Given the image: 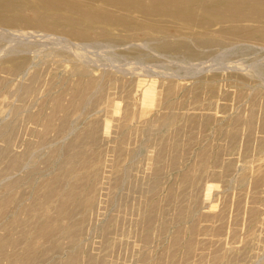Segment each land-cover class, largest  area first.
<instances>
[{
	"label": "rangeland",
	"instance_id": "obj_1",
	"mask_svg": "<svg viewBox=\"0 0 264 264\" xmlns=\"http://www.w3.org/2000/svg\"><path fill=\"white\" fill-rule=\"evenodd\" d=\"M173 1L0 0V264H264V0Z\"/></svg>",
	"mask_w": 264,
	"mask_h": 264
},
{
	"label": "bare ground",
	"instance_id": "obj_2",
	"mask_svg": "<svg viewBox=\"0 0 264 264\" xmlns=\"http://www.w3.org/2000/svg\"><path fill=\"white\" fill-rule=\"evenodd\" d=\"M166 1V0H165ZM171 2H172V0H170ZM175 1H177V0H175ZM175 1H173V2H175ZM211 1H212V3H215V4H217V3H219V2H221V0H207V3H209L210 2V4H211ZM229 1V0H228ZM183 2V1H182ZM188 2V1H187ZM252 2V1H251ZM184 3V2H183ZM205 1L204 2H200L199 3V7L200 8H205V9H207L208 10V4H207ZM180 4H182V3H180ZM125 5V4H124ZM181 6V5H180ZM199 7H198V9H199ZM171 9V8H170ZM218 9V8H217ZM210 10V9H209ZM208 10V11H209ZM212 10H214L215 11V8H212ZM125 12V11H124ZM216 12V11H215ZM216 13H218V12H216ZM228 13V12H227ZM227 13L225 14L224 12L223 13H218V14H220V15H217V17L215 18V19H223L221 16H227ZM187 14V13H186ZM238 14V13H237ZM252 16V15H251ZM255 16V15H254ZM188 18V17H187ZM233 18V17H232ZM189 19V18H188ZM251 41V40H250ZM253 41V40H252Z\"/></svg>",
	"mask_w": 264,
	"mask_h": 264
}]
</instances>
